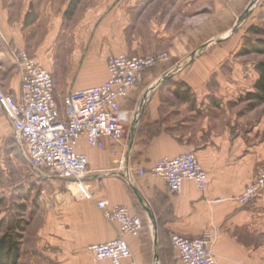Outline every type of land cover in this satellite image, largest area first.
Returning a JSON list of instances; mask_svg holds the SVG:
<instances>
[{"label": "crops", "instance_id": "0c3cea01", "mask_svg": "<svg viewBox=\"0 0 264 264\" xmlns=\"http://www.w3.org/2000/svg\"><path fill=\"white\" fill-rule=\"evenodd\" d=\"M195 1L80 0L69 16L72 0H0L4 90L20 100L22 79L14 54L25 49L53 74L55 99L64 106L69 90L97 87L108 79L110 55L167 53L177 35L202 30L204 25H198L206 19L197 21ZM200 6L209 7V2ZM220 56L224 53L201 59L191 71L177 75L178 83L192 88L189 93L166 79V73L144 76L122 102L128 113L123 143L104 139V147L97 149L85 138L79 141V152L89 158L85 181L95 200L126 207L143 220L139 237H124L131 249L128 263L181 264L170 242L176 233L186 238L211 234L217 264H264V191L247 205L237 200L264 165V140L257 132L261 124L247 137L237 136L233 114L207 103L214 90L204 85ZM176 91L206 103L191 107ZM188 152L208 172L210 185L202 194L189 180L180 194H172L159 177L140 173ZM58 199L62 215L51 225L63 237L43 245L42 264H95L88 248L115 240L119 223L107 221L96 201H81L67 192Z\"/></svg>", "mask_w": 264, "mask_h": 264}, {"label": "built area", "instance_id": "2783aa9c", "mask_svg": "<svg viewBox=\"0 0 264 264\" xmlns=\"http://www.w3.org/2000/svg\"><path fill=\"white\" fill-rule=\"evenodd\" d=\"M14 57L21 72L22 96L17 100L13 94H7L0 78V107L25 145L31 166L49 180L74 186L79 199L96 201L107 221L119 223L121 231L115 240L88 248L95 264H136L134 261L128 263L131 249L124 237H139L144 230L143 220L126 207H112L107 200H95L91 186L85 181L89 158L80 153L78 147L82 138L97 149L104 147V139L123 143L128 113L122 110V102L140 84L144 72L167 61L169 53L139 57L110 55L108 79L97 87L69 91L64 99V111L55 99L53 74L25 49L15 52ZM140 173L159 177L176 195L182 192L187 180L195 183L201 194L210 185L208 172L192 152L164 158ZM263 191L264 166L237 200L247 205L258 199ZM170 242L181 264H217L210 250L211 234L186 238L175 233L170 236Z\"/></svg>", "mask_w": 264, "mask_h": 264}, {"label": "rangeland", "instance_id": "374dc122", "mask_svg": "<svg viewBox=\"0 0 264 264\" xmlns=\"http://www.w3.org/2000/svg\"><path fill=\"white\" fill-rule=\"evenodd\" d=\"M233 1L196 0L197 21L206 19L198 25L201 28L204 25L202 30L177 35L167 51L169 59L146 70L142 79L166 73V79L179 86L182 82L178 83L177 75L188 73L201 59L224 53V57H219V66L205 82V87L214 90L207 96V103L233 114L232 132L237 136L247 137L261 124L257 132H261L264 140V102L253 97L257 95L255 85L259 77L256 67L264 62V54L243 53L249 50L247 42L264 40V0H245L239 7H234ZM204 2H209V7H201ZM185 84L184 92L189 93L192 88ZM180 99L191 107L206 103L186 94ZM57 100L64 111L63 100ZM66 192L78 196L74 186L49 180L31 166L25 145L0 107V241L17 244L20 250L17 264H42L43 245L62 239L51 223L62 215L63 203L58 197Z\"/></svg>", "mask_w": 264, "mask_h": 264}, {"label": "trees", "instance_id": "16d2710c", "mask_svg": "<svg viewBox=\"0 0 264 264\" xmlns=\"http://www.w3.org/2000/svg\"><path fill=\"white\" fill-rule=\"evenodd\" d=\"M80 0H72L70 7L67 11L69 16H72L75 12V9L77 8V5L79 4ZM248 49L244 51L243 53H260L264 54V40L259 39L256 41V43L247 42ZM159 64L154 65L157 66ZM152 67V68H154ZM257 71L259 73V77L257 78V83L255 85V89L257 91V95H253L258 102H264V62H260L257 65ZM181 89H184L187 87V85L184 83H181L179 85ZM176 96H179V98H183L184 95L179 94L176 91ZM19 247L17 244H7L6 240L3 239L0 241V264H17V260L19 258Z\"/></svg>", "mask_w": 264, "mask_h": 264}]
</instances>
